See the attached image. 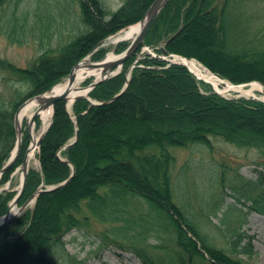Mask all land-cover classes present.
<instances>
[{
    "label": "trees",
    "instance_id": "1",
    "mask_svg": "<svg viewBox=\"0 0 264 264\" xmlns=\"http://www.w3.org/2000/svg\"><path fill=\"white\" fill-rule=\"evenodd\" d=\"M62 2L65 18L73 19L70 29L77 30L73 37L44 51L27 68H4L27 91L0 107V170L16 145L14 114L23 102L49 92L85 58L103 60L107 50L99 45L142 20L154 0H124L115 11L103 0ZM246 2L168 0L143 46L157 55L195 60L233 85L258 82L264 87V37L244 25L241 8ZM40 3L0 0V34L13 39L18 29H32ZM59 14L64 18V12ZM128 46L119 42L113 51L122 54ZM134 62L132 56L119 74L76 100L71 113L65 101L54 104L37 155L40 170L29 168L19 206L41 186L56 188L40 192L32 209L0 228V264H86L67 253L64 237L87 227L91 219L111 225L101 234V248L111 245L131 253L141 264H252L245 258L255 253L254 238L244 226L248 214L264 216V103L225 98L181 64L148 54ZM130 69L127 88L112 100L124 88ZM213 140L260 156L251 191H239L235 179L225 187L222 179L223 188L236 193L220 217L215 207L221 192L212 204L197 197L194 203H177L172 188L176 160L170 148L201 144L211 152ZM29 144L26 128L16 162L1 176L2 185L22 165ZM12 198V193L0 195V216ZM211 225L227 232L223 245L215 242ZM151 238L157 243H150Z\"/></svg>",
    "mask_w": 264,
    "mask_h": 264
},
{
    "label": "rangeland",
    "instance_id": "2",
    "mask_svg": "<svg viewBox=\"0 0 264 264\" xmlns=\"http://www.w3.org/2000/svg\"><path fill=\"white\" fill-rule=\"evenodd\" d=\"M62 1L63 0H41V11L38 12L37 17H32L31 19L33 23L32 29H28V27L26 29H18L17 33L15 34L16 38L9 39L6 34H0V61L3 62V66L0 65V107H6V105L11 101L12 97L17 95V93L24 94L27 91V85H25L23 82L15 80L12 75L10 76L7 68L4 69L6 66L10 65L16 68H27L44 51L56 49L58 46L69 41L77 32V30L70 29L73 19L65 18L67 13H65L66 10L63 8L64 4ZM103 1L111 11H115L121 6L124 0ZM60 12H64V14H62L64 15V18L59 16ZM241 12L243 17L244 14L246 16V19L244 18V25L251 32L255 31L259 33L260 37H264V0H247L244 7L241 8ZM121 31L110 36L108 39H106L102 46H100L107 50L105 57H107L109 53H112L115 56L121 55L116 54L113 51L117 44L115 41L119 40L118 36ZM16 39H18V41H16ZM123 41L125 40H121V42ZM126 42L128 44L131 43L130 41ZM141 49L142 47L139 49V52H141ZM139 52L134 55V64H136L144 55H146L147 52L157 56V53L151 48H149V51L147 52ZM159 56L162 57V55ZM87 62L94 61L88 57L79 63L81 64ZM67 79L68 77L63 79V81L60 83L67 81ZM90 80H92V83L95 81L93 76L88 77L82 86L89 87L92 83L88 85H86V83ZM211 87L214 92L228 99H256L264 103L263 95L259 91H255L254 96L252 97H245L233 92L219 93L213 88V86ZM53 88L54 87H52L49 92L44 94L51 96L49 94L52 92L51 90ZM221 88L222 87H220V89ZM30 99H27L22 105L24 106L27 104ZM37 108L34 109L28 117H25L20 122L22 127V136L23 131L26 128L30 135V144L28 148L31 147L33 142L32 140L39 138L40 134L42 133L43 124L40 119V114L35 118V120H40L39 128L36 129L35 120L34 123L30 125L31 116L37 110ZM66 108L68 110L67 101ZM69 112H72L71 109ZM15 148L16 147H14L12 150L8 161L13 156ZM32 151L33 156L29 160L27 159L28 167L35 170H40V165L37 158L39 149L36 147ZM32 151H30L29 154ZM170 152L176 160L172 165L171 170L174 201L177 203H194V198L197 197L199 200L204 199V204L206 202L212 204V201L217 200L215 195L218 192H221V200H219L218 206L215 207L217 217H220V213L224 211L227 203L235 202L234 193H236V191L229 188H223L221 183L222 179L224 180L225 187L229 185V182L232 179H235V185L237 189L239 191L243 190L244 192L251 191L254 187V183L258 181L259 174L257 170L259 169V166L257 162L259 161L260 156L254 150L239 149L221 140H213V150L211 152L201 144H193L187 148L172 147L170 148ZM1 176L2 175H0V180ZM22 176V167L19 166L11 173L9 181L3 185L0 183V195H4V193L13 194V198L8 203V209L12 203H14L15 198L21 190ZM53 188L54 186L47 187V189L44 190L41 186L38 190L46 191L52 190ZM36 197L33 195L34 199L30 198L31 202L22 211L18 212L16 217L22 215L26 210L32 209ZM19 199L18 203L16 204L18 210L28 201L27 200L23 205L19 206ZM196 209L199 210L198 207H196ZM203 210L207 211L204 205ZM243 210L244 212L247 211V209ZM5 215L0 216V219ZM231 220H235V214H231ZM245 220L246 224L244 228L246 232L254 238L253 246L255 253L250 257L244 258L250 261L252 264H264V216L252 213L248 214L245 217ZM217 222L218 219L215 216L212 217V223L215 224ZM107 230H111V225L109 223H100L91 219L87 227L80 230H72L64 237L67 253H69L70 256L75 257L78 261H84L86 264H141L140 260L131 253L124 252L111 245L101 248L102 244L100 237L102 236L101 234ZM210 231L212 236L215 237V242L218 245H223L225 243V235L227 232L224 230L223 226L222 228H215L211 225ZM149 241L152 244L157 243V240L154 238H151Z\"/></svg>",
    "mask_w": 264,
    "mask_h": 264
},
{
    "label": "water",
    "instance_id": "3",
    "mask_svg": "<svg viewBox=\"0 0 264 264\" xmlns=\"http://www.w3.org/2000/svg\"><path fill=\"white\" fill-rule=\"evenodd\" d=\"M167 2H168V0H154V2L151 4V6L149 7V9L145 13V15L142 18V20L139 22L140 28H139L138 34L133 39V41L130 43V45L128 46V48L126 49V51L123 52L118 57V59H115V60H112V61L111 60L106 61V58H105L103 61H100V62L81 63V65H84L85 67L90 68L91 70L92 69H94V70L101 69V77H100V79L98 81H94L88 87V89H87L88 91H87L86 95L76 97L74 101H76L77 99L86 97L98 84H100L101 82L107 80L110 77H113V76L117 75L120 72V70L123 67L124 63L129 58H131L132 56H134L138 52V50L141 48V46H142V44L144 42L146 33L148 31L149 26L151 25L152 21L155 19V17L158 15V13L160 12V10L166 5ZM118 41H121V40H118ZM79 65H80V63L76 64L74 66V68L71 70V72H70V74L68 76V79H67L68 87H67V89L63 93H61V94L54 93L51 96H47L46 94H43V95H39V96H36L34 98H31L29 100V102L30 101H35L39 105V107L37 108V110L31 116L30 125L32 123H34L35 118L40 114V112L42 110H46L48 108H51L52 109V115H53V106H54V104L56 102H58V101H67L68 100V97H69V95L71 93V87H72V85L74 83V80H75L74 70ZM118 68L120 69L119 71H117ZM212 75H214V74H212ZM129 79H130L129 77L126 79V84H125L124 88L112 100L116 99L118 96H120L125 91V89L128 86ZM204 82H206V81H204ZM206 83H208V82H206ZM253 83L259 84L262 87V92L264 93V87L260 83H258V82H253ZM242 85L245 86L246 84H242ZM242 85H238V86H242ZM54 88L51 91H53ZM22 107H23V105L18 108V110L16 111V113L14 115V127H15L16 134H17V145H16V148L14 150V153H13V156L11 157V159L1 169L0 175H2L5 171H7L9 168L12 167V165L14 164V162H16V160L18 158V155L20 153V149H21V144L20 143H21V136H22V127L20 125V121L18 119V115H19V111L21 110ZM52 115H51L50 122H49L48 126L46 127V129L42 131V133L40 134L39 138L37 140H35V142H34V140H32L33 142L31 144V147H29L27 149L26 153H25L24 160H23V163H22V173H23V176H22L21 190H20L19 194L17 195V197L15 198L14 203H12V205L9 207L6 215L1 218L0 228L4 227L11 220H13L18 215V212L22 211L31 202V199L33 198L32 197L30 200H28L18 210V212L16 214H14V215H11L10 214V209L13 208V207H16V204L18 203V199L20 198V196H21V194H22V192L24 190V187H25L26 177H27V173H28L27 156H28L29 152L32 151L34 148H36V147L39 148L40 143H41V140H42L44 134L46 133V131L48 130V128L51 125ZM77 138H78V133H76L74 142L77 140ZM68 181H66V182H68ZM66 182H64L63 184H65ZM63 184H61V185H63ZM40 192H42V190L36 191L34 193V197H36Z\"/></svg>",
    "mask_w": 264,
    "mask_h": 264
},
{
    "label": "bare ground",
    "instance_id": "4",
    "mask_svg": "<svg viewBox=\"0 0 264 264\" xmlns=\"http://www.w3.org/2000/svg\"><path fill=\"white\" fill-rule=\"evenodd\" d=\"M139 28L140 26L137 24V25H133V26H130L122 30L118 36L119 40L125 39V41L132 42L133 39L138 34ZM115 42L118 43L120 41L116 40ZM118 57L119 56H115L114 54L109 53L106 57V61H109V60L112 61V60L118 59ZM180 62L183 63L190 70V72L196 77V79L208 82L219 93L220 92L221 93L233 92L241 96L252 97L254 96L255 91H259L262 93L263 99H264V93L262 92V87L259 84L251 83L245 86L244 85L242 86L233 85L232 83L218 79L217 77L212 75L208 70L202 67L199 63H197L195 60H188V59L181 58ZM119 70L120 69L118 68L117 71ZM92 76L94 77L95 81H98L101 77V69L91 70L90 68H87L84 65L80 64L74 70L75 80L71 87V93L67 100L68 110L71 109V106L76 97L86 95L88 91L87 90L88 87H84L82 86V84L86 81L88 77H92ZM67 87H68V83L67 81H64L63 83H60L59 85H57L49 95H53L54 93L61 94L67 89ZM220 87H222L221 88L222 90L220 89ZM37 107H38V104L35 101H31L25 104L19 111V115H18L19 121L21 122L25 117H28L29 114L33 112V110L36 109ZM51 115H52L51 108L42 110L40 112V119L43 124L42 131L45 130L46 127L48 126L50 119H51ZM34 142H35V139H34ZM32 156H33V151L30 154H28L27 159L29 160ZM17 212H18L17 207H13L10 209L11 215L16 214Z\"/></svg>",
    "mask_w": 264,
    "mask_h": 264
}]
</instances>
